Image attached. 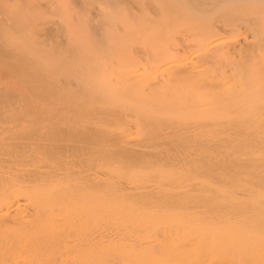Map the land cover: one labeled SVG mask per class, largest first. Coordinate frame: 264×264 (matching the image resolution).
I'll list each match as a JSON object with an SVG mask.
<instances>
[{
  "label": "bare ground",
  "instance_id": "1",
  "mask_svg": "<svg viewBox=\"0 0 264 264\" xmlns=\"http://www.w3.org/2000/svg\"><path fill=\"white\" fill-rule=\"evenodd\" d=\"M0 264H264V0H0Z\"/></svg>",
  "mask_w": 264,
  "mask_h": 264
}]
</instances>
